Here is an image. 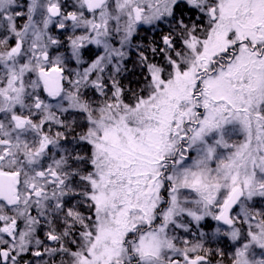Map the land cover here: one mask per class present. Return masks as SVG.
Masks as SVG:
<instances>
[{"label": "snow or ice", "instance_id": "snow-or-ice-1", "mask_svg": "<svg viewBox=\"0 0 264 264\" xmlns=\"http://www.w3.org/2000/svg\"><path fill=\"white\" fill-rule=\"evenodd\" d=\"M0 264H264V0H0Z\"/></svg>", "mask_w": 264, "mask_h": 264}, {"label": "trees", "instance_id": "trees-1", "mask_svg": "<svg viewBox=\"0 0 264 264\" xmlns=\"http://www.w3.org/2000/svg\"><path fill=\"white\" fill-rule=\"evenodd\" d=\"M129 66H131V61H129ZM131 78H133V77H130L129 79H131Z\"/></svg>", "mask_w": 264, "mask_h": 264}, {"label": "rangeland", "instance_id": "rangeland-1", "mask_svg": "<svg viewBox=\"0 0 264 264\" xmlns=\"http://www.w3.org/2000/svg\"><path fill=\"white\" fill-rule=\"evenodd\" d=\"M138 39H139V37H138ZM130 78V77H129ZM225 243H227L226 241H225Z\"/></svg>", "mask_w": 264, "mask_h": 264}]
</instances>
